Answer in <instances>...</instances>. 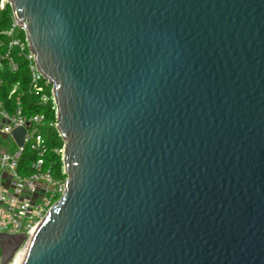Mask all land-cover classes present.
<instances>
[{
	"label": "water",
	"instance_id": "95a60500",
	"mask_svg": "<svg viewBox=\"0 0 264 264\" xmlns=\"http://www.w3.org/2000/svg\"><path fill=\"white\" fill-rule=\"evenodd\" d=\"M8 2L67 178L0 264H264V0Z\"/></svg>",
	"mask_w": 264,
	"mask_h": 264
},
{
	"label": "built area",
	"instance_id": "2783aa9c",
	"mask_svg": "<svg viewBox=\"0 0 264 264\" xmlns=\"http://www.w3.org/2000/svg\"><path fill=\"white\" fill-rule=\"evenodd\" d=\"M8 5V0H0V11ZM0 33L6 36L5 41L0 40V87L3 85L2 72L5 69L16 71V58H20L27 63L28 91L38 95L41 103L51 105L55 114V120L46 123L43 114H24L19 101L11 109L0 101V136L11 137L15 144L12 150L0 144V233H23L30 236L40 220L65 192V142L61 138V145L50 149L62 162V176L54 178L51 165L46 164L48 148L43 133L44 128L52 127L60 135L54 87L43 79L24 26L12 11L10 25ZM17 87L18 83H15L9 97L15 93ZM17 127L25 129L22 146L17 144L11 134ZM26 149L34 157L21 170L20 157Z\"/></svg>",
	"mask_w": 264,
	"mask_h": 264
},
{
	"label": "trees",
	"instance_id": "16d2710c",
	"mask_svg": "<svg viewBox=\"0 0 264 264\" xmlns=\"http://www.w3.org/2000/svg\"><path fill=\"white\" fill-rule=\"evenodd\" d=\"M10 12L9 5L0 11V32L6 29L10 25ZM23 35V34H22ZM0 40L5 41L6 36L3 33H0ZM18 62V69L16 71H10L5 69L2 72L3 85L0 87V101L9 109H11L17 101L22 105V110L24 114H43L45 116V122H50L55 120L54 109L51 105L47 103H41L39 101V96L36 94H31L28 91V72H27V63L20 59L16 58ZM18 83L15 93L10 97L8 96L13 85ZM44 137L46 139V144L48 152L46 154V164L51 165V171L62 176L61 174V165L62 162L58 155L50 151V149L60 146L62 143L61 136L58 134L55 128L48 127L43 130ZM34 157L31 152L27 149L24 150L20 157V169L24 168L23 165L27 164L31 158Z\"/></svg>",
	"mask_w": 264,
	"mask_h": 264
},
{
	"label": "rangeland",
	"instance_id": "374dc122",
	"mask_svg": "<svg viewBox=\"0 0 264 264\" xmlns=\"http://www.w3.org/2000/svg\"><path fill=\"white\" fill-rule=\"evenodd\" d=\"M9 11H11V6H10V5H9ZM44 125H47V124L45 123ZM0 144H2V145H4V146H8V148L11 149V150L15 148L14 141H13V139H12L11 137H9V136H8V137H1V136H0ZM52 174H53V177H54V178H59V177L61 178V176H60V175L58 176V174H56L54 171H53ZM20 250H21V249H20ZM20 250H19V251H20ZM19 251H18V252H19ZM18 252H17V253H18Z\"/></svg>",
	"mask_w": 264,
	"mask_h": 264
},
{
	"label": "bare ground",
	"instance_id": "6f19581e",
	"mask_svg": "<svg viewBox=\"0 0 264 264\" xmlns=\"http://www.w3.org/2000/svg\"><path fill=\"white\" fill-rule=\"evenodd\" d=\"M23 253H24V248H22L18 253L15 254L11 264H20L22 261Z\"/></svg>",
	"mask_w": 264,
	"mask_h": 264
}]
</instances>
